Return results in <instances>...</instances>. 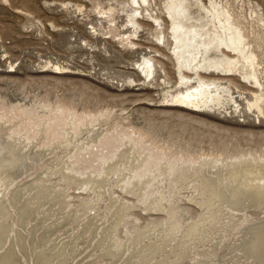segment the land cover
<instances>
[{"label":"rangeland","instance_id":"rangeland-1","mask_svg":"<svg viewBox=\"0 0 264 264\" xmlns=\"http://www.w3.org/2000/svg\"><path fill=\"white\" fill-rule=\"evenodd\" d=\"M188 1L193 15L204 16L205 10L202 9L201 5L208 7L209 0ZM214 1L217 6L227 8L239 19L244 31L249 34L255 45H257V52L259 57H261L260 61L263 58L261 61L262 73L259 76L264 85V0ZM109 7H113V9L109 10ZM130 13H133V8L128 4V0H0V113L6 112L9 118L8 124L15 123L14 127L16 129L23 121L22 125L26 126L27 129L30 128L28 132L31 136L41 138L35 139V142L27 145V142L23 139V132H21V135L17 133L8 135L9 133L3 131L6 127L2 126L0 139L4 140L10 136L7 142L8 144L15 143L17 145L10 146L15 150V153L19 149L23 153L28 154L35 147L40 146L39 149L44 147L42 148V154L33 152L32 156L30 155V157H35L32 158L33 160L29 159L26 162L23 172L16 174L13 171L16 174H14V178L4 176L8 177L11 180L10 182H4L0 176V203L7 200L10 204L8 225L6 224L7 230H9H5L7 240L0 247V258L10 248L11 251L14 249V254L17 253L19 255L20 252L25 254L23 256L20 253L19 257L21 258L22 256V259H20L19 263L32 264V261L25 258L28 255L25 252L28 250L23 249V247L26 248V245L31 246V244L33 249L43 248L44 246H50V249L52 247L54 249L56 245L58 247H66L64 252L62 251L65 264H137L145 257L149 260L152 258L150 262L152 260L156 262L157 259L159 261L161 258L164 260L172 258L175 255L174 251L180 249L179 245L172 249L174 255L171 254V250L165 247L163 248V254L159 252L162 254L161 258L158 252H156L157 254L155 253L157 257L154 254L153 257L149 258L147 257V250H143V252H147L146 255L144 253V257V255L142 256V250H140L141 246L136 248V245H139L141 241L138 244H131L129 249L124 251L126 252L125 254L116 257L104 250L105 247L103 245L107 246L110 238L106 236L107 240L104 237V241L102 240L104 243H102L99 236L101 231H105V235L108 233L107 235L109 236L110 231H106V227L108 228L115 223L116 213L121 209L119 207L124 208L126 205L124 209L127 208V211L135 213L138 219L133 220L128 214L129 220L122 217L121 221H119L120 223H115V226L111 229L113 232H111L114 234L117 232L115 236L120 238L121 244L127 236L129 239L131 237L136 239L140 236L138 238L143 241L145 239L144 242L147 243V237L142 238L141 236L149 235L152 232L154 236L164 229L161 221L163 212L155 215L148 212L152 211V205H156L154 197L160 192L171 195L174 199H179L176 202V205L180 206L176 217L181 226L177 234H186L185 231L198 225V222L195 221L200 220L201 213L204 211L199 205L189 200L191 190L186 182V177L190 174L187 171L189 170V165L182 162L187 157H194L204 162V156H207L206 161L208 163L211 160L209 157L220 156L225 159L223 160L224 162H229L234 157L251 154L256 158L262 157L264 160V118L259 116L258 120V112L253 108L250 110L246 107L245 97L248 96L247 98H249L251 95L247 91L244 92L243 89L249 87L248 84L242 82L238 75L232 77V80L239 85L237 88L232 86L233 95L238 99L237 102L240 103L239 110H235L234 105L231 104H227V108L223 110H190L171 102L170 93H175L179 85V78L175 70L177 67L176 62L170 56V50L159 40L160 34L155 28L153 19L147 18L149 20H144V24L136 26L128 19ZM136 15H139V19H141L140 13L137 14L136 12ZM130 39L136 43H130ZM153 48H157L158 51H154ZM150 55H155L154 57L164 64L167 77L170 80L168 83L164 81V71L160 68V64H158L157 71L148 77H145L141 71L139 64L143 61V57ZM240 85L244 87L241 88ZM239 91L244 93L239 96ZM63 105L73 107L77 114L86 115V118L82 120V123L79 122L81 124L77 122L76 128L66 126L67 128L61 133L60 138L49 134L44 137V134L40 133L42 131L40 130L42 128L41 125L37 127L33 123L37 121L38 123L47 122L48 117H51L53 113L59 112ZM241 108L242 110L240 111ZM16 113H19L20 117ZM64 114L66 115L67 112H64ZM70 117V115H67L68 121H70ZM1 118L5 121V117L0 116V121H2ZM20 118L23 120H20ZM63 121L64 119L61 117L60 122ZM113 124L117 126L121 136L120 141L116 142L115 145L118 143L120 145L109 147L103 151L114 153L113 159L116 160L115 164L117 167L122 168L123 162L125 165L133 167L135 165L134 159L142 160L149 154V150L160 155L164 153L162 161L158 162L160 163L159 167L164 163V157L177 160L179 169L174 171V176L172 175L167 180L163 178L160 171L157 173V168L153 172L157 175L156 177H154L153 173L150 175V171H148V175L153 176V182L150 180V176H146V180L149 179L151 181L148 186L152 196L146 198L145 202L139 199L143 186L139 187L132 184L133 193L124 191L120 186L116 185L115 174L113 173L110 174L109 180L105 182L108 191H104V194L97 196L90 184H81L79 186L77 184L81 182H67L60 169L58 170L55 167L60 165L59 161L61 159L64 160L68 157L69 151H76L78 146L88 142L91 139L90 133L92 130L96 129L92 134H99L100 131L110 128ZM125 133H130L136 139L144 142V146L139 148L135 141H131V143L127 141ZM68 138H70L72 145L66 146L69 141ZM40 140H42L43 144L38 143ZM77 142L80 144L76 145V148L74 143ZM97 153L100 154L99 151ZM38 155L40 156L38 157ZM127 158L129 161L126 164ZM218 160L221 161L220 159ZM97 162L95 161L94 164ZM181 163L183 164L182 167L180 166ZM197 163L198 165H195L196 168L200 165L198 161ZM75 165L78 166L77 164ZM86 165H88V162L77 167L83 171V174L76 172L78 176L81 175L82 177L89 171ZM46 170L50 172H47V176L43 177L44 175L41 172ZM124 175H126V172L122 173L119 179H122ZM131 176L132 173L129 175L130 182L134 179ZM35 177L37 179L42 177L41 179L45 182H42L43 184L57 186V190L61 191L57 195L62 198L54 195L52 196L53 201L51 197H48L49 199H46L48 202L45 200L43 204L37 206L38 208L34 210L31 208L32 213L28 215L29 217L32 216L30 217L31 219L25 217L22 222L19 219L17 220L19 218L18 205H21L20 202L23 203L25 198L29 200L37 194V190L24 187L29 181L35 180ZM175 178H179L178 180L176 179L177 183L176 181L173 182ZM252 180L261 181L262 179L252 177ZM251 185L255 184H249L248 186ZM20 187L24 190L22 192L21 189L22 195H19L17 201L13 200L14 192ZM193 196L194 193L191 197ZM55 201L58 202L56 203ZM62 202L65 206H60ZM88 203L90 206L87 205ZM163 203L167 204V201L165 200ZM113 204L115 205L113 206ZM59 206L61 209L65 207L64 210L67 212L61 210ZM116 206H119L117 211ZM52 208L53 210L55 208L56 211H53ZM245 209L243 211L244 216L239 215L237 212H226L223 215H220V213L216 215L217 222L220 220L217 225L220 224L221 228L224 226L223 230L218 229L220 232L213 231L209 233L210 228H205L200 233L202 234L201 237L204 238L208 233L211 237L206 238L204 241L188 244L185 248H188L191 256H178L174 260H170L171 262H166V264L173 262L177 264L203 263L204 258H208L213 242L211 240L220 237L221 233H224V235H221L222 245L216 250L217 255L219 254L216 258L220 261V256L222 259L226 257L230 250L245 238V233L248 232L252 225L259 223L256 220L264 216L262 206L251 205L250 207L246 206ZM34 212L35 214L40 213V215L37 216L38 214L35 215ZM53 212H55L54 215ZM58 213L59 215L63 213V217H57ZM41 215L43 217L46 216L45 223ZM69 215L72 216L70 217ZM55 216L56 218H53ZM66 216L70 218L68 222L66 221ZM92 217L98 218V220H93ZM58 218L63 220L60 219L59 221ZM3 219L4 217H1L0 222ZM25 219L28 220L26 221ZM36 219L38 220L37 222H42L43 226H48V228L45 227L48 232L45 230L41 231L42 236L38 235L39 233L33 229L35 228L33 224L37 223ZM95 221H97V224L100 222V225H97ZM47 222L48 224H46ZM20 223L25 225L22 226L21 224V227ZM205 223L207 224V222ZM225 225L229 227L225 228ZM84 226L87 227L85 228ZM201 226L203 227V225ZM98 227H102L101 230ZM93 228L98 231L94 233ZM83 229H88L90 232ZM91 230H93L94 234L91 233ZM126 231L129 232V235H127ZM31 232H34L35 235L33 233V236H31ZM84 232L89 233V236L86 233L84 234ZM27 234L28 238L26 237ZM43 234H46L49 239ZM90 235L96 237L91 240ZM29 236L31 239H29ZM87 238L90 239L88 240ZM24 239H26V242ZM158 239L159 237L156 238V240ZM29 240L32 241L30 242ZM77 240H79V243L74 244L78 242ZM69 241L72 242L69 243ZM37 242L40 244H37ZM202 246H205L206 249L204 253L199 250ZM31 247L29 248L30 252H32ZM45 247L44 249L49 252L50 250H47L49 248L46 249ZM107 247L111 249L109 246ZM227 248L229 251H225ZM4 249L5 251H3ZM128 250L129 252H127ZM128 253L133 256L129 254L130 257ZM27 257L29 259V256ZM242 257L241 255V258L238 259L240 264H258V261L254 258L246 256L242 259ZM137 259L142 260L137 261ZM33 260L35 259L33 258ZM34 262L33 264H36V261ZM53 264H55V259ZM212 264H216V262L214 261ZM219 264H234V260L229 257L225 261L222 260Z\"/></svg>","mask_w":264,"mask_h":264},{"label":"bare ground","instance_id":"bare-ground-1","mask_svg":"<svg viewBox=\"0 0 264 264\" xmlns=\"http://www.w3.org/2000/svg\"><path fill=\"white\" fill-rule=\"evenodd\" d=\"M128 4L133 8V13L129 14V18H128L129 21L133 25L140 26V25L144 24L143 23L144 20H146L147 18H152L153 21L155 22V26H156L155 28L158 30V33L160 34V36H159L160 39L158 37H157V39L161 40L162 44L170 50V52H171L170 56L173 57L175 62H176L177 67L175 70H176L177 76L179 78V85L176 88L177 90H175V93H173V94L170 93L171 100H172V101L170 100L171 102H174V103L180 105L181 107L186 108V109H190V110H223L224 108H227V104L234 105L235 110H239V107H240L239 104L240 103L237 102L238 99L235 97V95H233V91H232L233 90L232 86H233V88L239 87L237 82H234L232 80L233 76L238 75V77H240L241 81L244 83H247L249 86V87L243 89L244 92L247 91L251 95L249 98H247L248 96L245 97L246 107L250 110L253 108L258 112L257 119L259 118V116L264 118V85H263V82L259 76L260 73H262L261 61L263 58L260 61L261 57H259V54L257 52V50H258L256 48L257 45H255L254 41L250 38L249 34L246 31H244L243 26L241 25L239 19L236 18L230 10H228L227 8L222 7V6H217V4L215 3L214 0H209V6L208 7L201 5L202 9L205 10L204 16L193 15L190 11V3L188 0H163V1H161V0H128ZM112 9H113V7H109V10H112ZM145 11H146V13H144ZM136 12H137V14L138 13L141 14V19H139V15L138 16L136 15ZM146 16H148V17H146ZM147 20H149V19H147ZM156 35H157V33H156ZM129 42L133 43V44L136 43L135 41H132L131 39L129 40ZM153 50L158 51L157 48H153ZM154 56L155 55L143 57V61L139 64V66L141 67V71L144 73L145 77H148L149 75L153 74V72L157 71L158 64H160L159 65L160 68H162L164 71V81L166 83H168L170 80L167 77V74H166L167 72H166L164 64L159 59L155 58ZM240 87L243 88L244 86L242 87L240 85ZM243 91H239L238 95L241 96L242 93H244ZM241 110H242V108L240 109V111ZM64 112H67V114L65 115ZM16 114H17V116L20 117L19 113H16ZM67 115L71 116L70 121L67 120ZM0 116L5 117V121L3 120V118H1L2 121H0V130L3 129L2 126H5L6 129H4L3 131L9 133L8 135H12V133H17V134L21 135V132H23L22 133V134H24L23 139L27 142L26 143L27 145H29L32 142H35V139H41V138H38V136H36V137L31 136L28 132V129H30V128L27 129L26 126L22 125L23 121L18 126V129H16L14 127L15 123L14 124H8L9 118L6 115V112H1ZM61 117H63V119H64L63 122H60ZM85 118H86V115L77 114L74 111L73 107H71L69 105H63L62 109L59 112L53 113L51 115V117H48L47 122L38 123V121H37L33 124H36L37 127L38 126L40 127V125H41L42 128H40V130H42V131L41 132L39 131V132L44 134V137L46 134H49V135H53V137L60 138L61 133H63L64 130L67 128L66 126L76 128L77 127L76 123L77 122L82 123V120H84ZM20 120H23V119L20 118ZM81 123H79V124H81ZM111 128H113V129H111ZM95 131H96V129L92 130L91 133L89 132L91 134V139L88 142H84L82 146H78V148H77L76 145L80 144V143H78L79 141L77 143H74V146L77 148L76 151H72V152L69 151L68 157L65 158L64 160L61 159V161H59V164L60 165L62 164V166L56 165L55 167H57L58 170L60 169V172L63 174V177L65 180H67V182H70V181H75V182L77 181V183L81 182L80 184H77L79 186H81V184H85V185L90 184V187L93 189V192L96 193L97 196L104 194V191H108L106 188L105 182H107L109 180L110 174L113 173V174H115L114 180L116 181V185L120 186L121 189L124 191L133 193L134 190H132V188H131L133 186L132 184L137 185L139 187L143 186V189H141L142 191L140 193L139 199L141 201L145 202L146 198H149L152 196L150 193L151 190L149 189L148 185L151 184V181L153 179V176H150V175L155 171L156 168H157V173L160 171L162 173L161 175H163V178L165 180H167V178L171 177L173 175L174 171L179 169V167H178L179 165L177 164V160H172V159L166 158V157H164V160H163L164 163L161 165V167H159L160 163H158V162L162 161L164 153H162V155H160V154H156V152L153 153L152 150H149V154L140 161H138V159L135 158L133 161L135 165L133 167H131L130 165H125L123 162L122 168H119L115 164L116 160L113 159L114 153L113 152L107 153V151H105V152L103 151L104 149H107L109 147L120 145L119 143L117 145H115L116 142L120 141L121 136L119 133V129L117 130V126L113 124L110 128H105L104 131H100L99 134H97V133L92 134ZM39 132H37V133H39ZM9 137L10 136L5 138L4 140L0 139V176H1V179L4 180V182H7V181L10 182L11 181L10 179H8V177H4V176L13 177L15 174L14 172H16V174L18 172L20 174L21 171L23 172L26 162L29 159L33 160L32 158L35 157V156L30 157V155L33 152L36 154H37V152L41 153L42 148H44V147H42L41 149H39L40 146L35 147V148L31 149L28 154L23 153L22 150L18 149V151L15 153V150L12 149V147H10V146H17V145L15 143L8 144L7 141H8ZM70 138H68L69 141L66 144V146L72 145ZM126 138H127V141H130V143H131V141H135L136 144L139 145V148H142L144 146V144H143L144 142L136 139V137L132 136L130 133L126 134ZM41 141L42 140H40L38 143L41 144L42 143ZM80 141H81V139H80ZM37 146H38V144H37ZM98 151L100 152V154L97 153ZM39 156L40 155H38V157ZM206 157L207 156H204V159H203L204 162H201L200 159H195L194 157H187L185 160L182 161L183 164L188 163V165H189V168H188L189 170H187V171H189L190 174L188 176L186 175L187 177L184 176L187 178L186 182H187V184L191 190V193L189 194V196L190 195L192 196V194L194 193L193 197L190 196V198H189V196H188V198L192 203L199 205L200 208L204 211L201 213L202 216L200 217V220L195 221V222H198V225L191 227L188 231H185L186 234H177L179 232L178 230L181 226V224L178 221V218L176 217V213L178 211V208L180 207V206L176 205V202H178L179 199H174V198H172L171 195L169 196L167 194L160 192L157 196L154 197L156 199V205L154 204L151 206L152 211H148V210H146V211H148L150 214H154V215L163 212V217H162L161 221L163 223L162 226L164 229L162 231H160L158 234H155L154 236L152 235L153 232L149 235L141 236L142 238L147 237V241H148L147 243L144 242L145 239H144V241L142 239H139L138 237H140V236H138L137 238L135 237L136 239H134L133 237H131L129 239L127 236L125 238V240H123L124 242L121 244L120 238L118 236H115V234L117 232L114 234V233H112L113 230H111V229H113V227L115 226V223L117 224L119 221H121L122 217H123V219L129 220L128 219L129 217L127 216L128 214L132 217L133 220L138 219V217L136 216L135 213L127 211L126 210L127 208L124 209L126 207V205L124 208L118 206L121 209L116 213V219H114V217H112L114 219V221L116 220L115 223L111 226H109L110 224L107 225V226H109L108 228L106 226L102 225V226L106 227V231L107 230H108V232L110 231L109 236L107 235L108 233L105 235V231H101V235L99 236V238H101L100 241L102 243H104L103 242L104 237L107 236L110 238V240H108V238L106 237L107 240L109 241L107 243V246H109V248H111V249H108V247L106 245H103L105 247L104 250L107 253H109L110 255H114L117 257V256H120L121 254H125L126 252H124V251L129 249L131 244H133V245L136 243L138 244L141 241L139 243V245H136V248L141 246V249L140 248H138V249L142 250V252H143V250H145V251L147 250V252H148L147 257L150 258V257H153V255L156 252H158V253L162 252V254H163V251H164L163 248H165V247L168 250H171V254L174 255L172 249L174 247H176L177 245H179L180 249H176L174 251L175 255L174 256L171 255L172 258H169V259L166 258V260H164L163 258H161L162 254L159 253L160 254L159 257L161 259L159 260L160 263H158V264H166V262H168L170 260H174L178 256H191V254H189L190 252H188V248H185L188 244H193L194 242H197V241H204L206 238L211 237V236H209L210 232L219 231L221 229L223 230L224 226L221 228L219 226L220 224L217 225L218 223H220V220L217 222V216H216L219 213H220V215L221 214L223 215L226 212H237L239 215L241 214L242 216H244L243 211L246 210L245 209L246 206H249V207L251 205L262 206V208L264 209V160L262 159V157L256 158V157H253V155H251V154H246V155H241L239 157H234V159L230 160L229 162H224L223 161V160H225L224 158H222L220 156H214L212 158L209 157V159H211V160L208 163L206 161ZM40 159H41V157H40ZM218 159H220L221 161H219ZM95 161H98V162L94 164ZM128 161L129 160L127 158L125 163L127 164ZM197 161L200 163L198 168L195 167L196 164L198 165ZM86 162H88V165H86V168H88L89 171L88 172L85 171L86 173L82 177H81V175L78 176L76 174V172L83 174V171H81L77 167L84 165ZM75 164H77L78 166H76ZM183 164L181 163L180 166L182 167ZM148 171H150V175H148ZM47 172H50V171L46 170L45 172H41V174L44 175L43 177L47 176L46 175ZM125 172H126V175H124V177L122 179H119V177L122 175V173H125ZM131 173H132L131 177H133L134 179L130 182L131 179H130L129 175ZM153 174H154V177L157 176L155 173H153ZM147 175L150 176L151 181L149 179L146 180V178L148 177ZM252 177H256V179L261 178L262 180L261 181L252 180ZM41 178H39V179L36 178L37 180L35 179L32 181H29L24 186L26 189L28 187L29 189L37 190V194L32 199L30 198L31 200L30 199L27 200V198H25L26 200L25 199H24V201L22 200L23 203L20 202L21 205H18L19 218H17V220L19 219V221L23 222L24 221L23 219L25 217H27V218L32 217V216H30V217L28 216L30 213H32L31 208L34 210L35 208H38L37 206H40V204H43V202L46 199H49L48 197L52 198V196L57 195L58 193H61V191L59 192V190H57L58 189V188H56L57 186L54 187V185L48 184L49 185L48 186L46 184H43L42 182H44V181ZM84 178H86V180H84ZM176 179L177 178H175V180L173 179L174 180L173 182H175ZM162 183H164V181H162ZM176 183H177V181H176ZM165 184H167V183H165ZM249 184H255V185L248 186ZM21 189L22 188L20 187L18 190H16L14 192L13 200L17 201L19 199L18 198L19 195H22V192L24 190L22 189V192H21ZM80 189H81V187H80ZM20 192H21V194H20ZM2 193H3V191H2ZM58 195L56 197L60 198L61 196H58ZM110 196H112V194H110ZM110 196L108 195V198ZM113 198H112V200H113ZM109 199L111 201V198H109ZM165 200L167 201V204L163 203ZM46 201L48 202V200H46ZM53 201H54V199H53ZM65 201H64V203H65ZM115 201H116V199H115ZM60 202H61V200H60ZM148 202H146V203H148ZM146 203H145V205H146ZM59 205H60V203H59ZM62 205L65 206V204H63V202L60 206H62ZM87 205L90 206L89 203ZM114 205L115 204H113V206ZM34 206H36V207H34ZM45 206H47V205H45ZM155 206H156V209H155ZM48 207H49V204H48ZM118 207L116 206V208H117L116 211L119 209ZM55 208H54V210L56 211ZM57 208H58V204H57ZM64 208L61 209V207H60L61 210H64ZM9 209H10V204L7 200H4L0 203V218L4 217L3 221L0 222V247L3 246L4 241L6 242V240H7V237H5V234L7 235V233L5 232V230L6 231L9 230V229L7 230V228H8L7 227L8 221L7 220L9 219L8 214L10 212V211H8ZM45 209H46V207H45ZM52 210H53V208H52ZM65 211L66 210H64V212ZM38 212H39V210H38ZM58 212H60V210H58ZM68 212H70V211H68ZM49 213H48V215H49ZM54 213L55 212H53V215H54ZM34 214H35V212H34ZM37 214H35V215H37V216L40 215V213H37ZM46 215H47V213H46ZM56 216L57 217L58 216L63 217V213L61 215H59V213H58V215H56ZM56 216L53 218H56ZM102 216H104V215H102ZM33 217H35V216H33ZM42 217H40V219H42ZM94 217H95V215H94ZM94 217H92L93 220L96 219ZM37 218H39V217H37ZM43 218H44V223H45L46 216ZM60 219H62V218H60ZM60 219H59V221H60ZM66 219L65 220L68 222L70 218L67 217ZM25 220L27 221L28 219H25ZM93 220H92V222H93ZM96 220H98V218ZM37 221L38 220L36 219V222ZM256 221H258L259 223L252 225V227L248 230V232L245 233V238L241 242H239L236 245V247H233L230 250V253L228 255H226V257H224L222 259L220 256V261L216 258L219 255V254L217 255L216 250L222 245L221 235H224V233H221L220 237H218L216 239L215 238L212 239L211 241H213V242H212L210 252L208 254V258H204V262L201 264H212L214 261L216 262V264H219L220 262H222V260L225 261L229 257H231L234 260V264H240L238 259L241 258V255L243 256L242 259H244V257L248 256V258H254L255 260H257L258 264H264V216L260 219H257ZM48 222L46 224H48ZM96 222L97 221H95V223ZM102 222H103V220H102ZM205 222H207V224ZM28 223H30V222H28ZM87 223H88V221H87ZM95 223H92V224H95ZM21 224L22 223H20V226H21ZM32 224H33V222H32ZM24 225L22 224V226H24ZM33 225H35V228H33V229L39 233L38 235L42 236L41 231L47 230V229H45L46 226L42 225V222H37ZM97 225H100V222ZM201 225H203V227ZM52 226H53V224H52ZM92 226H94V225H92ZM51 227H50V230H51ZM59 227H61V225H59ZM90 227H91V225H90ZM218 227H220V228H218ZM228 227H229L228 225H225V228H228ZM46 228H48V226ZM95 228H93L94 233L97 229V228L96 229ZM101 228H99V229L101 230ZM205 228H210V231H209L207 236L202 238L201 237L202 234H200V233ZM33 229H31V230H33ZM65 229H66V227H65ZM90 229H92V228H90ZM29 230H30V228H29ZM83 230L87 231L88 229H83ZM92 231L93 230H91V233H93ZM46 232H48V231H46ZM46 232H44V233H46ZM87 232H84V234L86 233V235H88L89 233L87 234ZM126 232H127V235H129V232L128 231H126ZM3 233H4V237L2 238ZM29 233H30V231H29ZM33 233L31 236H33ZM19 234H21V233H19ZM28 234L26 236L27 238H28ZM48 234H50V233H48ZM98 234H100V232H98ZM34 235H35V233H34ZM43 235H46V234H43ZM61 235H63V234H61ZM36 236H37V234H36ZM83 236H85V235H83ZM151 236H153V237H151ZM94 237H96V236H91V240H92V238L94 239ZM158 237H159V239L156 240V238H158ZM43 238H44V236H43ZM80 238H78V239H80ZM84 238L86 239V237H84ZM84 238H83V240H84ZM97 238H98V236H97ZM97 238H95V239H97ZM99 238H98V240H99ZM29 239H31L30 236H29ZM46 239L45 240L42 239V240L47 241ZM48 239H49V237H48ZM8 240H9V238H8ZM24 240L26 242V239H24ZM58 240H60V239H58ZM38 241H39V239H38ZM77 241L78 242L75 241L76 243H74V244H78L79 240H77ZM70 242H72V241H69V243ZM32 243H34V242H32ZM38 243L39 242H37V244ZM50 243H52V242H50ZM46 244H48V243H46ZM71 245H72V243H71ZM121 245H122V248H121ZM31 246H32V244H31ZM31 246L26 245V248L23 247V249H25L26 251L28 250L27 252H25V250H24V252L26 254H28V255H26L25 258H27V260L32 261V264L34 261H36V264H53L54 259H55V264H65V258L63 257L64 255L62 256V253L64 252V249L66 247L63 248L62 246L58 247L56 245V247L54 249H53V247L50 249V246L45 247L43 245L46 249L49 248L47 250L48 251L50 250V251L47 252L44 249V247L43 248L38 247L37 249H35V248L33 249V247H31ZM103 246L101 245V247H103ZM19 247H22V246H19ZM30 247L32 248L31 249L32 252H30V249H29ZM72 247H73V245H72ZM74 248H73V250H74ZM106 248H107V250H106ZM6 249H7V247H6ZM12 249H13V246H12ZM9 250L7 249L6 250L7 253L5 252L2 255V258H0V264H21V263H19L20 259H22V256H21V258L19 257L21 252L19 253V255H17V253L14 254V252H13L14 249H13V251H11V249L9 248ZM67 250H69V249H67ZM199 250H200V252L204 253V250H206L205 246L200 247ZM227 250H228V248L225 251H227ZM3 251H5V249ZM21 251H22V249H21ZM145 251L143 253L141 252L142 256L144 255V253H145V255L147 254V252H145ZM71 252H72V250H71ZM76 252H78V251H76ZM127 252H129V250ZM137 252H140V251H137ZM197 253H199V252H197ZM21 254H23V253H21ZM69 254H71V253H69ZM129 254L130 253H128V255ZM131 254H132V251H131ZM156 254H155V256L157 257ZM237 254H238V256H236ZM24 255L25 254H23V256ZM128 255L126 254V256H128ZM145 255H144V257H145ZM27 256H29V259ZM58 256H60V257H58ZM103 256H105V255H103ZM131 256H133V255H131ZM135 256H137V255H135ZM166 256H167V254H166ZM139 257H141V256H139ZM25 258H23V259H25ZM33 258L35 260H33ZM58 258H59V260H58ZM141 258H143V257H141ZM124 259H126V258H124ZM147 259L148 258H146V257L143 260L140 259L142 261L137 259V261L138 260L140 261V262H137V264H157V262H159L158 259L156 260V262H154V260H152L150 262V260L152 258H150V260L149 259L147 260ZM93 261H94V259H93ZM112 261H113V259H112ZM118 261H120V260H118ZM82 263H84V262H82ZM170 264H177V263L173 262Z\"/></svg>","mask_w":264,"mask_h":264}]
</instances>
